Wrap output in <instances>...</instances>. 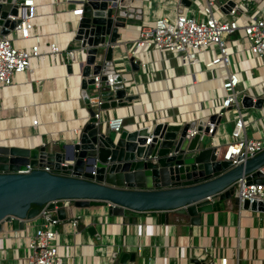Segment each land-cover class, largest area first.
I'll list each match as a JSON object with an SVG mask.
<instances>
[{
    "label": "crops",
    "instance_id": "crops-1",
    "mask_svg": "<svg viewBox=\"0 0 264 264\" xmlns=\"http://www.w3.org/2000/svg\"><path fill=\"white\" fill-rule=\"evenodd\" d=\"M139 1L141 18L128 19L126 27L119 30L121 46L112 57L116 68L131 74L130 85L138 99L121 108L102 110L101 118L122 116L121 129L131 130L159 120L178 123L182 119L192 121L201 117L202 104L209 101L206 93L211 90V96L216 94V86H210L209 73L206 72L205 77L195 68L199 75L194 82L188 68L167 53H149L144 57V66L137 72L130 70L126 60L127 51L141 26L161 16L173 18L176 12L185 11L200 17L205 0H188V5L181 4L180 0ZM257 1L250 2V8ZM76 3L78 0H34L35 29L48 39L55 38L59 46L66 43L76 46L73 40ZM213 13L223 20L229 19L216 8ZM236 36L237 33L232 37ZM77 73L76 66L72 74H67L64 65L47 58L17 76L9 87L2 88L0 144L31 146L44 142L53 150H59L62 143L70 142L86 119L79 98ZM261 73V67L253 69L254 75ZM243 112L248 115L247 135L262 137L264 141V107L245 108ZM158 114L159 119H152ZM33 118H38L37 126L31 124ZM233 119L231 111L220 117L214 136L219 145L218 153L230 140ZM63 207L66 218L56 225L57 241L73 264H120L123 252L134 254V259L124 264H193L191 259L199 260L197 255L204 248L215 264L220 257L226 258V264H264V212L237 208L233 199L221 201L216 211L201 213L196 226L174 211L168 212L165 224L155 212L110 216L104 207H75L72 201L63 202ZM72 219L77 220L75 226L70 224ZM39 221V218L27 221V232H32ZM89 227H94V235L87 231ZM23 230L14 232L9 224L2 225L0 264H22L27 253ZM113 252L114 257L111 256Z\"/></svg>",
    "mask_w": 264,
    "mask_h": 264
},
{
    "label": "water",
    "instance_id": "water-1",
    "mask_svg": "<svg viewBox=\"0 0 264 264\" xmlns=\"http://www.w3.org/2000/svg\"><path fill=\"white\" fill-rule=\"evenodd\" d=\"M24 0H0V33L6 34L27 14ZM82 13L74 22L73 40L85 49L84 58L76 64L79 79V98L86 119L71 136L53 150L48 143L32 146L0 144V231L3 224L10 230L22 231L26 222L35 218L42 206L63 221L66 218L63 202L72 201L75 207H104L110 216L125 212H155L161 223H167L169 211L184 215L190 225H199L200 214L216 211L220 202L233 199L235 182L264 186V148L237 165L219 157V145L209 138L204 145L199 132L207 131L206 120L219 123L212 114L189 123L159 121L152 126L111 131L94 117L87 90L92 76L112 73V57L120 45V32L132 17L141 18L139 0H80ZM188 5V0H180ZM234 5L228 0L219 9L225 14ZM131 71H139V61L127 58ZM67 74L74 65L64 64ZM129 72L112 74V89L103 86L99 110L121 108L138 99L131 88ZM91 94L95 90H90ZM263 100L252 102L243 96V108L259 109ZM194 128L193 136L187 130ZM149 138V143L146 140ZM28 167L29 172L22 173ZM46 167L48 171L42 169ZM240 208L264 212V202L243 199ZM94 235V227L87 229ZM111 256H115L114 252ZM112 258V257H111ZM134 254L123 252L119 263L132 261ZM193 264H204L191 259Z\"/></svg>",
    "mask_w": 264,
    "mask_h": 264
},
{
    "label": "built area",
    "instance_id": "built-area-1",
    "mask_svg": "<svg viewBox=\"0 0 264 264\" xmlns=\"http://www.w3.org/2000/svg\"><path fill=\"white\" fill-rule=\"evenodd\" d=\"M227 1L205 0L200 9V17L187 14L185 11L176 12L173 18L161 16L154 19L151 24L141 26L127 51V58L133 56L134 60H138L140 69L144 66V57L146 58L149 53H167L175 56L181 65L188 68L194 82L196 75L204 74L206 77V72L209 73L210 86L211 88L216 86V94L208 98L210 100L213 97L211 106L200 110L201 117L212 114L221 117L229 111L234 114L229 132L230 140L219 153L220 159L230 161L232 167L241 161L237 160L239 156L244 160L264 148L262 137L252 138L247 135L248 115L243 112L245 108L241 105L242 97L247 95L252 102L261 98L263 100L261 108L264 107V0H258L252 8L250 2L253 0H233L234 5L226 13L229 19L223 20L214 15L213 8L220 10L219 8ZM16 3L17 15L10 16V19L19 21L8 33H0V90L9 87L17 76L45 62L47 58L62 65L71 63L76 66L85 56V49L79 46V42L74 40L76 46L68 43L59 46L55 38L48 39L35 29L37 14L34 0L23 1L28 11L23 17L20 16V4ZM73 12L77 18L82 13L80 0ZM235 33L238 36L232 37ZM112 66V73L105 74L104 80L100 79V74L92 76L93 84L90 87L95 92L88 101L95 111L94 117L101 124L107 125L111 131L118 132L122 128V116L102 119L100 115L102 110H99L102 102L101 88L108 86L112 89V74L124 72L123 68H116L113 64ZM259 67L262 73L254 75L253 69ZM192 68L199 69V74L195 73L196 70L192 71ZM133 93L137 94L135 90ZM37 121L38 118H33L31 124L36 125ZM189 122L182 119L178 123ZM217 125L214 121L206 120L204 126L207 127V131L199 132V140L207 136L215 143ZM150 126L152 124L148 127ZM195 133L194 128L187 130L189 136ZM146 143H149V138ZM31 168L19 172L27 173ZM42 169L48 171L46 167ZM234 195L237 208H240L243 199L264 202V186L246 184L244 179H238L235 182ZM35 218H39L40 221L32 232H27L26 227L23 230L27 253L22 264H73L57 241L56 225L61 221L45 206L39 209ZM76 223V219L70 221L72 226ZM201 251L197 255L200 261L204 264H215L207 249ZM217 264H226V258H218Z\"/></svg>",
    "mask_w": 264,
    "mask_h": 264
},
{
    "label": "rangeland",
    "instance_id": "rangeland-1",
    "mask_svg": "<svg viewBox=\"0 0 264 264\" xmlns=\"http://www.w3.org/2000/svg\"><path fill=\"white\" fill-rule=\"evenodd\" d=\"M90 90H91V87L89 86L88 87V90H87V92L90 94V95H92L91 94V92H90ZM213 92L210 90V92H208V93H206V96L209 98V97H211V94H212ZM93 95H95V94H93ZM213 98V97H212ZM212 98H210V100L207 102V100L206 101H204L203 102V108L202 109H205V108H207L208 107V104H212V101H211V99ZM148 117V116H147ZM153 118L152 119H159L158 117H159V114L158 115H153L152 116ZM221 120H224V118L222 117V119ZM202 143L204 144V145H207L208 143H209V137H207V136H204L203 137V139H202Z\"/></svg>",
    "mask_w": 264,
    "mask_h": 264
},
{
    "label": "bare ground",
    "instance_id": "bare-ground-1",
    "mask_svg": "<svg viewBox=\"0 0 264 264\" xmlns=\"http://www.w3.org/2000/svg\"><path fill=\"white\" fill-rule=\"evenodd\" d=\"M72 74V73H71ZM76 132V131H75ZM33 144V143H32ZM11 145H13V144H11ZM32 146V145H31Z\"/></svg>",
    "mask_w": 264,
    "mask_h": 264
}]
</instances>
